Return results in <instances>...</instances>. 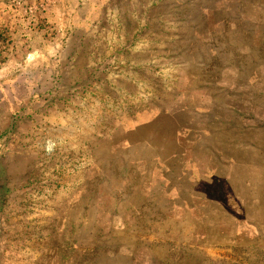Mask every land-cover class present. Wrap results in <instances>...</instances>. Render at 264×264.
Returning a JSON list of instances; mask_svg holds the SVG:
<instances>
[{
    "label": "rangeland",
    "instance_id": "1",
    "mask_svg": "<svg viewBox=\"0 0 264 264\" xmlns=\"http://www.w3.org/2000/svg\"><path fill=\"white\" fill-rule=\"evenodd\" d=\"M165 1L119 0L80 26L40 20L35 29L0 4V264H62L69 238L87 244L89 264H264V223H200L210 209L204 201L176 212L168 198L166 211L141 207L150 204L142 196L150 184L115 145L137 114L181 110L183 76L194 75L199 89L215 77L201 0ZM228 25L235 35L215 37L225 46L216 53L219 64L225 70L237 62L256 75L235 87L234 103L245 106L241 99L249 97L264 111V30L240 20ZM48 39L51 59L41 52ZM22 73L31 76L27 82ZM226 94L215 92L216 105ZM254 116L249 122L264 154V116ZM85 188L102 189V196L80 195ZM84 197H104L125 217L128 205L138 204L139 218L113 223V230L110 223H73L83 219ZM126 249L131 258L122 256Z\"/></svg>",
    "mask_w": 264,
    "mask_h": 264
},
{
    "label": "crops",
    "instance_id": "2",
    "mask_svg": "<svg viewBox=\"0 0 264 264\" xmlns=\"http://www.w3.org/2000/svg\"><path fill=\"white\" fill-rule=\"evenodd\" d=\"M117 1L0 0V4L15 8L21 19L35 29L40 20H67L68 27L71 21L74 24L79 21L80 26L81 22L100 18L102 12ZM201 3L202 17L206 20V29L201 34L207 37L214 59L211 63L216 69L211 86L194 88L196 77L186 74L181 80L185 88L177 101V104H183L181 110L177 113L145 111L137 114L127 120L128 127L117 135L115 145L120 148L121 157L127 163L135 164L150 184L142 193V196H150V204L141 207L149 211H166L161 202L165 203L168 198L176 212L182 211L184 204L204 201L210 209L207 218L200 223H264V154L258 144L257 130L249 122L251 114L258 119L264 116V111L259 110L256 103L252 105L249 97L244 102L241 99L245 106L234 103L240 102L235 87L238 84L247 87L256 75L254 71L240 70L237 62L224 70L218 62L221 56L216 53L225 46L215 42L216 36L235 35L232 30H227L230 21L240 20L246 26L254 24V28L257 25L262 35L264 0H201ZM232 5L237 7L236 11L232 12ZM231 15L236 19H231ZM228 46L229 50L236 47ZM41 52L42 58H54L53 40H46ZM27 66L24 63L21 67ZM30 77L27 73L20 74L23 82ZM261 78L259 83H264V74ZM220 90L227 94L224 102L216 105L214 94ZM168 174L173 178H167ZM92 191L96 197L102 196L99 194L102 189L97 188H85L80 195L94 196ZM83 201V219L73 223H110L111 226L125 221L135 223L139 216L135 217L134 213L141 211L138 204H129L127 213L130 215L125 217L115 214L112 204L104 197L95 200L84 197ZM92 211L100 214L93 217ZM66 244V248L62 247L67 253L61 258L62 264H89L84 257L89 249L85 242L69 238ZM129 250L126 249L122 256L131 258Z\"/></svg>",
    "mask_w": 264,
    "mask_h": 264
}]
</instances>
